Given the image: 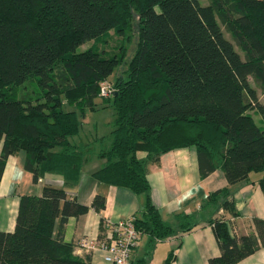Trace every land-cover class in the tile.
Segmentation results:
<instances>
[{"label": "trees", "instance_id": "obj_1", "mask_svg": "<svg viewBox=\"0 0 264 264\" xmlns=\"http://www.w3.org/2000/svg\"><path fill=\"white\" fill-rule=\"evenodd\" d=\"M110 29L123 37L115 52L76 50ZM109 76L114 90L100 95ZM250 77L264 94V0H0V177L7 157L22 149L33 180L50 171L75 179L92 143L71 137L88 111L111 105L104 163L92 173L146 194L135 219L141 232L164 237L172 230L152 203L147 164L181 146H195L202 176L224 171L228 185L209 196L236 215L232 184L260 171L264 193V125L251 112L264 122V105ZM34 79L36 91L9 99V89ZM91 206L104 208L105 195L96 193ZM88 208L57 185L21 194L14 229L0 230V264H92L52 234L58 216L62 225ZM254 223L256 231L237 233L224 213L213 217L221 253L208 264H233L264 244V219Z\"/></svg>", "mask_w": 264, "mask_h": 264}, {"label": "crops", "instance_id": "obj_2", "mask_svg": "<svg viewBox=\"0 0 264 264\" xmlns=\"http://www.w3.org/2000/svg\"><path fill=\"white\" fill-rule=\"evenodd\" d=\"M88 113L83 121L90 123ZM94 123L93 132L84 130L88 136L86 140L80 132L73 140L92 143V151L85 152L86 158L75 179L67 180L59 173L50 171L35 181L32 172L25 168L24 150L7 157L0 177V230L14 229L21 194H40L44 184L61 186L67 197L89 208L77 215L66 216L62 225L58 216L54 222L53 236H61L63 241L71 242L73 252L82 258L88 256L92 264H110L99 250L87 252L78 249V239L83 235L102 236L106 229L103 222L102 230L101 219L117 220L129 215L142 218L146 194L93 175L92 172L104 163L99 151L109 143L112 128L110 125L99 132ZM106 123H111V119ZM252 172L231 185L238 214L230 215L223 209L218 210L216 202L209 196L210 192L228 185L221 168L202 176L193 145L161 153L158 161L147 164L149 193L156 210L172 230L164 237H158L149 230L141 232L138 244L131 252V260L135 262L144 258L145 264H164L166 259H170V264H208L210 256L221 253L211 224L218 214L224 213L232 221L234 232L256 231L254 218L264 219V193L258 181L260 172L254 171L255 176L251 175ZM96 193L105 195V206L101 210L91 206ZM233 264H264V244Z\"/></svg>", "mask_w": 264, "mask_h": 264}, {"label": "built area", "instance_id": "obj_3", "mask_svg": "<svg viewBox=\"0 0 264 264\" xmlns=\"http://www.w3.org/2000/svg\"><path fill=\"white\" fill-rule=\"evenodd\" d=\"M113 90L109 80L100 82V95H111ZM135 219L134 215L117 220L103 219L106 231L104 230L102 236L83 235L78 239L76 246L87 252L101 251L104 260L110 264H134L131 252L138 244L141 234L135 225Z\"/></svg>", "mask_w": 264, "mask_h": 264}, {"label": "rangeland", "instance_id": "obj_4", "mask_svg": "<svg viewBox=\"0 0 264 264\" xmlns=\"http://www.w3.org/2000/svg\"><path fill=\"white\" fill-rule=\"evenodd\" d=\"M200 2L203 4H207L210 2V0H200ZM219 24H220L222 31H224L225 36L228 39H230L231 42L233 43L235 49L239 53L243 54V52L240 50V48L237 46V44L235 43V41L231 37L230 33L225 29L224 25L220 22H219ZM102 36H103L102 41H99L97 44H94L95 42L92 39L87 40V41L83 42L82 44L78 45L76 47V50L78 51L81 49H85L91 45H93V46L97 45L99 47L97 49L105 48V49H107V51H110V52L114 51L115 52L116 50L119 49V47L117 48V46H119V44H121V42L123 41V37L121 35L114 34L113 29L109 30L108 35L103 34ZM136 40H137V37H136V34H134L132 36L131 40L127 42L128 45H126L127 49L125 50V58L127 57L126 60H128L130 58V56L132 55V53L134 52ZM109 78H110V76L106 80L108 81ZM250 83L256 89L258 100L264 105V94H263L262 90L256 84V82L254 81V79L252 77H250ZM39 86H40V84H38L35 79L32 81H26L20 85H14L13 88L8 90L9 99L21 98L22 96H26L29 93H33L34 91H36L39 88ZM251 112L254 115L255 119L260 124L264 125V122L261 120L262 119L261 114L258 113L255 108L251 109ZM112 116H113V108L111 105L104 106V108H99V109H96L94 111H89L88 121H90V123L83 121V124L80 127V134H82L84 140H86V138L88 137L86 131H90V132L94 131V127L92 124L93 122H96V124L95 123L94 124L97 125L96 126V127H98L97 130L99 132H103L104 131L103 129H105L106 127L108 128L111 125V123H106V122H108L112 118ZM84 130H86V131H84ZM75 138H76V135L72 136L71 140L73 141ZM258 172H260V171H258ZM260 174H262V173L260 172ZM251 175L255 176V172L253 171Z\"/></svg>", "mask_w": 264, "mask_h": 264}]
</instances>
